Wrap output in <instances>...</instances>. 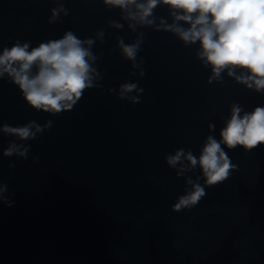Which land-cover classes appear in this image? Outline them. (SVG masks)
Wrapping results in <instances>:
<instances>
[{
  "label": "water",
  "instance_id": "obj_1",
  "mask_svg": "<svg viewBox=\"0 0 264 264\" xmlns=\"http://www.w3.org/2000/svg\"><path fill=\"white\" fill-rule=\"evenodd\" d=\"M61 2L69 15L49 24L56 0H0V51L17 40L36 47L69 30L81 39L105 32L92 48L102 87L87 90L70 111H35L7 77L0 80V124L53 122L23 142L31 146L26 160L2 155L20 141L0 133V182L12 203H0V264H264V145L225 148L237 169L223 183L205 185L200 203L180 212L171 206L190 187L185 178L201 176L204 185L202 173L197 167L177 177L166 163L180 148L198 157L208 135L219 140L232 103L250 112L264 106V94L226 74L209 84L198 43L186 47L151 28L137 29L145 76L140 69L133 76L116 37L127 44L137 33L120 10L102 0ZM154 15L171 23L166 6ZM125 82L143 89L139 103L118 99Z\"/></svg>",
  "mask_w": 264,
  "mask_h": 264
},
{
  "label": "clouds",
  "instance_id": "obj_2",
  "mask_svg": "<svg viewBox=\"0 0 264 264\" xmlns=\"http://www.w3.org/2000/svg\"><path fill=\"white\" fill-rule=\"evenodd\" d=\"M51 9L48 23L57 22L58 17L68 16L69 10L61 0ZM108 9H119L121 20L127 22L128 29L137 33L131 43L116 37V47L122 57L131 62L133 71L140 69L143 78V59L137 61L142 50L144 33L139 28H151L173 34L186 47L196 45V58L201 65L210 69L208 83L223 82L224 74L246 89L264 94V0H102ZM159 6L169 10L171 23L158 18L154 11ZM109 27L117 30L124 25L110 21ZM105 32L97 31L92 38H79L71 30L61 38L40 42L30 48V42L17 40L10 48L0 51V80L5 77L21 92L24 101L32 109L51 115L70 111L80 101L84 93L92 88H100L101 74L94 65L97 57L92 48L96 41L103 42ZM111 93L113 89H108ZM135 92L136 95H130ZM143 92L137 83L125 82L119 86L117 97L135 105L140 102ZM48 120L43 125L30 120L23 126L0 124V133L14 136L20 143L10 141L3 150L4 157L16 156L27 159L30 145L25 141L34 140L38 134L52 127ZM209 131L215 125L209 123ZM219 140L208 135L197 157L191 150L177 149L166 156L167 165L174 169L177 177L194 172L199 167L201 176L185 178V194L180 195L171 206L173 212L192 209L207 195V187H215L226 181L237 166L232 163L225 148L234 150L238 146L245 152L264 145V106H256L252 111H244L238 103L230 105V116L219 132ZM38 157H33L37 161ZM15 167L14 163L9 168ZM8 186L0 182V203L11 207L5 196Z\"/></svg>",
  "mask_w": 264,
  "mask_h": 264
}]
</instances>
